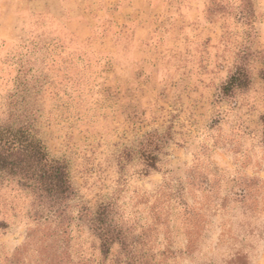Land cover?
<instances>
[{"label": "rangeland", "instance_id": "1", "mask_svg": "<svg viewBox=\"0 0 264 264\" xmlns=\"http://www.w3.org/2000/svg\"><path fill=\"white\" fill-rule=\"evenodd\" d=\"M234 3L0 0V118L28 122L67 162L72 215L111 201L136 232L155 226L154 249L177 255L167 264H225L239 248L264 264V0L249 26ZM240 64L248 85L222 95ZM30 210L25 192L0 188L1 262L42 264L55 250V224ZM64 243L71 264H96L97 240L76 221Z\"/></svg>", "mask_w": 264, "mask_h": 264}, {"label": "trees", "instance_id": "2", "mask_svg": "<svg viewBox=\"0 0 264 264\" xmlns=\"http://www.w3.org/2000/svg\"><path fill=\"white\" fill-rule=\"evenodd\" d=\"M234 1L237 17L245 25H251L254 18L253 0ZM224 8L225 6H221V9ZM260 75L264 83V59ZM248 83V72L240 64L235 66L234 71L221 84L220 92L224 96L230 95L233 91L245 88ZM2 113L0 111V115ZM9 117L11 113L5 120L0 118V188L15 186L25 192L30 202V217L37 224H55V229L49 235L52 240V235H56L55 250L53 248L42 264H71L64 234L74 221L79 230L85 228L97 240L96 264H167L168 260H175L176 252L169 244L162 249H154L151 233L155 226H139L140 230L136 232V225H128L118 207L111 201L99 202L93 206L85 202L77 203L75 215H72L70 203L76 193L67 162L50 154L28 122L9 121ZM261 122L264 126V114ZM156 147H159L157 142L153 145L147 140L140 142V153L147 168H155L158 157L152 150ZM181 190L180 187L176 192L179 198L182 197ZM183 214L186 218L191 217V208L184 205ZM197 225L193 224L192 230ZM6 226V222L0 220V231ZM191 237L189 234L188 242ZM56 241H60L64 249H60ZM193 251L194 247L190 244L184 252L182 250L179 253L190 257ZM224 263L248 264V254L239 248L230 252ZM0 264L23 263L16 255L7 258L5 262L0 260Z\"/></svg>", "mask_w": 264, "mask_h": 264}]
</instances>
